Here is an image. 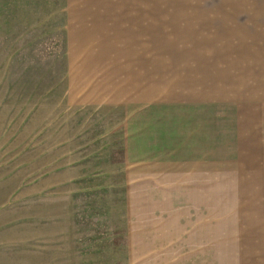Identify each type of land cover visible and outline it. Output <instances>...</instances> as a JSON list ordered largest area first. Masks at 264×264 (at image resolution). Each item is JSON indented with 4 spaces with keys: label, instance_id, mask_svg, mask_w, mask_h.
<instances>
[{
    "label": "rangeland",
    "instance_id": "1",
    "mask_svg": "<svg viewBox=\"0 0 264 264\" xmlns=\"http://www.w3.org/2000/svg\"><path fill=\"white\" fill-rule=\"evenodd\" d=\"M239 236L264 0H0V264H251Z\"/></svg>",
    "mask_w": 264,
    "mask_h": 264
},
{
    "label": "crops",
    "instance_id": "2",
    "mask_svg": "<svg viewBox=\"0 0 264 264\" xmlns=\"http://www.w3.org/2000/svg\"><path fill=\"white\" fill-rule=\"evenodd\" d=\"M232 242H228V244H244L250 245L249 247H234L237 251L234 255L242 254L241 250L246 257L252 256L251 264H264V236L261 237H233ZM233 249V248H232ZM233 249V250H234ZM233 250L231 253H233ZM250 260L248 258L245 259L244 263L241 264H249ZM240 264V261H239Z\"/></svg>",
    "mask_w": 264,
    "mask_h": 264
}]
</instances>
